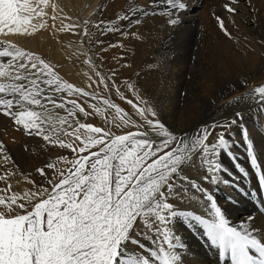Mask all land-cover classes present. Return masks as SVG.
<instances>
[{"label": "snow or ice", "instance_id": "snow-or-ice-1", "mask_svg": "<svg viewBox=\"0 0 264 264\" xmlns=\"http://www.w3.org/2000/svg\"><path fill=\"white\" fill-rule=\"evenodd\" d=\"M236 2L238 0H232V3ZM152 3L157 7L164 6L153 14L168 16V23L173 25L178 20L176 14L186 7L183 0H152ZM46 7L48 0H35V3L0 0V33H29L44 27L32 21L45 16ZM225 8L229 13L236 12L228 5ZM148 15V10L130 3L124 14L112 21L97 22L96 27L102 35L116 32L127 37L129 33L124 30L123 22L131 28L141 23V16ZM216 18L221 30L231 38L223 20L219 16ZM109 47L122 48L123 44L117 42ZM0 58H9L6 63L0 61V114L22 127L26 135L40 136L74 154L72 159L59 156L55 162L36 170L51 184V191L38 187L30 194L25 193L23 198L16 195L7 199L0 197V264H180L175 251H167L164 247H180L173 242L175 237L169 227L172 217L169 193L173 178L179 163L193 148L215 153L222 147L225 133L235 121L202 127L186 145L185 138L169 130L157 118L155 109L138 94L134 83L123 81L134 100L120 91L121 86L113 79L117 75L113 69L107 78L97 70L99 83L109 91L115 88L120 99L131 105L143 123L137 124L110 99L102 102L114 109L122 121L116 127L133 126L136 131L116 135L108 128L82 123L78 119L73 125L64 117L60 118V123L67 124V129L48 130L45 125L53 117L45 101L63 108L73 118L77 111L89 115L76 100L60 97L61 102L57 103L53 93L92 99L97 96L62 81L49 64L15 45L9 44L0 50ZM254 92L259 102L264 103V85L256 87ZM90 106L98 114L101 112L97 105ZM36 107L42 111L35 110ZM61 133L71 140L60 139ZM0 153L4 154L5 161L11 159L2 143ZM249 154L251 157V148ZM213 159L209 156L207 160L209 175L205 177L206 181L212 179L216 171ZM59 163L70 166L65 170L58 166ZM252 163H255L254 159ZM46 169H53L60 177L59 181L55 176L48 180ZM5 178L0 176V180ZM37 197L40 199L31 211L19 203L20 199L31 203ZM205 199L210 202L215 220H202L201 224L210 242L219 248L221 257L227 255L230 264H264V240L254 235L255 230L239 231L227 226L210 195L205 193ZM138 228L142 230L137 231ZM130 244L135 245V249L130 250ZM135 250H139V256L135 255Z\"/></svg>", "mask_w": 264, "mask_h": 264}, {"label": "bare ground", "instance_id": "bare-ground-1", "mask_svg": "<svg viewBox=\"0 0 264 264\" xmlns=\"http://www.w3.org/2000/svg\"><path fill=\"white\" fill-rule=\"evenodd\" d=\"M225 1V5L236 9L235 13L227 11L229 25H224L234 42L238 40V36L248 35L254 31V22L250 19L252 16L251 10H254L255 16L264 19V0H238L236 3H232V0ZM30 2L35 3V0H30ZM211 2L212 0H183L186 7L176 14L178 20L173 25L168 23V16L153 14L154 11L158 12L164 6L157 7L153 5L152 0H48V7L44 8L46 15L42 18H34L32 21L37 25L43 24L44 27H38L35 31L30 30L29 33H23V31L20 34L9 35L0 33V50L12 44L26 52H30L49 64L62 81L80 89L82 87L95 88L96 74L94 75L90 65L94 61H96L97 70L105 78L110 76L111 70L115 69L117 75L113 79L121 86L120 91L130 100V91L123 85V81H129V77L133 76V72L140 67L141 58L146 55L157 56V53L161 51L164 53L165 50L173 51L171 57L173 59L171 60L174 61L175 56H178V58L176 57L175 63H170L169 60L170 71L181 75V78H178L181 94L185 89V95L181 96L184 98V106L181 108L179 116L173 119L170 115L171 104L165 100L156 101L155 103L152 99L154 97L152 93H150L149 99L142 97L155 109L157 118L169 130L185 138L186 145L195 138L202 127L227 122L221 117L223 112L230 109L235 114L239 126L235 125V127L232 124L227 130L224 145L217 148L215 153L202 152L193 148L179 163L173 178V187L169 193L170 210L172 211L169 227L175 237L173 242L180 247L176 249H168L167 245H164V247L167 251H175L179 256L180 264H221L218 261V254H220L218 247L206 248L199 244L190 243V241L196 242V238L189 232V229L193 226H189V208L193 204L196 195L199 194H201L205 205L197 207L199 212L197 211L195 214L196 217L208 218L213 215L210 202L205 199V193H207L220 211L221 217L225 220L227 226L239 231L254 229V235L258 239L264 240L262 236L264 234V211L259 212L258 209H255L256 206L264 208V178L261 186L257 182H253V184L248 182L249 189L238 192L243 188L238 179L226 177L228 173H235L218 164V153L221 152L223 155H227L228 162L240 174L245 170V167L248 168L253 164V159L254 164L260 163L264 172V103L259 102L254 92L256 87L264 85V74L251 78L240 74V78L245 80L238 87L220 98L218 95L216 96L218 92L222 91V87L213 83V80L227 83L230 80V72L235 67L241 68L244 64L243 60L254 64L255 59L254 54L251 52L242 54L235 52L227 59L212 61L204 67L195 60L189 48L185 46L192 31L198 28L201 29L192 36L194 41L204 39L210 32L224 34L218 20L211 24L209 22ZM130 3L148 10L149 15L146 17L158 20L154 27L140 23L129 28L127 22H123L124 30L129 33L127 37H123L116 32L102 35L101 31L97 29L96 23L115 20L118 15H122L128 10ZM142 18L143 16L140 17V20ZM86 22L88 23L86 24ZM66 25H72L73 27L70 29L65 28ZM86 32L91 35H87ZM97 41L103 43L98 44ZM117 42L123 44V47H109L110 44H116ZM73 45H78L80 48L77 49ZM197 54L202 61H205L207 53L204 45L199 44ZM8 59L0 58V61L6 63ZM89 59L91 63H86ZM79 62H82L83 65L79 66ZM124 65H127V67H124ZM261 69L253 66L249 71L255 73ZM99 79L100 77H98L97 82H99ZM158 79L159 77L153 83H157ZM170 81L167 89H171L170 84H175L177 80L176 78H170ZM109 82L111 87V80ZM100 85L104 87L103 84L100 83ZM59 97L76 100L85 111L86 102L88 99H92L91 97L79 96L68 97L67 93H60ZM125 105L128 106L129 104L122 103V107ZM206 107L208 109L204 111ZM241 108H245L246 111L241 110ZM35 110L40 111L38 107ZM201 112L206 115L205 118L208 117L209 119L202 120L203 117H198ZM236 113H239V116ZM61 116L67 119L71 117L65 112H62ZM82 116L84 115L82 114ZM118 121L114 122L113 129L110 130L123 131V134L130 132L128 127H116V124H122V121ZM199 121H201L199 123L201 127L196 126ZM59 122L55 123L56 128H68L67 124L62 125ZM72 124L74 125L73 122ZM50 127H53V124L46 128ZM68 131H71V129H68ZM24 134L22 127H18L11 119L0 114V143L5 146L10 158L12 155L14 157L13 149L19 148L22 141H26ZM238 135H240L239 138H237ZM63 137L71 139V137L61 133L60 138ZM52 146L48 152L49 155L42 156V158L37 156L36 160L25 161V165H19L16 160V164L21 169L15 166L11 160L5 161L4 154L0 153V176L6 177L0 180V190L4 191L6 199L11 197L10 181L17 185L16 192L21 198L24 197L25 193L30 194L36 191L38 187L48 188L51 191V184H48L45 177L41 176L36 170L44 158L48 157L55 162L61 156L62 153L59 152V148ZM249 148H251V157ZM209 156L214 157L213 164L216 171L213 173L212 179L206 181L203 172L208 168L207 160ZM60 164L63 165V163ZM69 166L66 164L61 168L66 170ZM47 179L50 180V175L47 176ZM59 179L60 177L57 175L56 180L59 181ZM231 182L233 185H230ZM242 193H245L247 198H243ZM39 199L37 197L31 203L25 199L22 203L25 204L28 211H31L32 206ZM231 201L239 206L230 205ZM17 211L23 212L22 209H17ZM138 230L142 229L138 228ZM145 242L147 243V241ZM128 247L130 250L135 249V245L132 244ZM135 255H140L139 250H135ZM228 263H230V260L225 255L223 264Z\"/></svg>", "mask_w": 264, "mask_h": 264}, {"label": "rangeland", "instance_id": "rangeland-1", "mask_svg": "<svg viewBox=\"0 0 264 264\" xmlns=\"http://www.w3.org/2000/svg\"><path fill=\"white\" fill-rule=\"evenodd\" d=\"M225 4H226L225 0H212L211 4L209 6V9H210L209 10V14H210L209 22H210V24L213 23L215 20H217L216 17L219 16L220 18H223V22H224L225 26L229 25V19L227 18V10L225 8ZM250 13L252 14L250 19L254 22L255 29L253 32H250L248 35L244 34L242 36H238V40L236 42L232 41V39L229 38V36H226L225 34H218V33H214V32H210L209 35H207L204 39H202L200 41H194L192 39V36L201 30L200 28H198V29H195L194 31L191 32V34L188 37V41L185 44V46H187L189 48L190 52L193 54V57L195 58V60L197 62H200V64L203 67L212 61H219V60L227 59L228 57H230L235 52H238L240 54L245 53V52H251L254 54L255 63L251 64L249 61L243 60L244 64L241 66V68L235 67L230 72V77H229L230 80L227 83H220L218 81L213 80V83H216L222 87V91H220L216 94V96L218 95L219 98L221 96L227 94L229 91L238 87L241 84V82H243L245 80V79L240 78V74L247 75V76H249V78L262 76L264 74V19L260 18L258 16H255L254 10H251ZM157 22H158L157 19H154L151 17H143L141 19L142 25H149L150 27H154V25ZM199 44H202L205 47V51L207 53V57H206L205 61H202L197 54V47L199 46ZM73 46L77 49L80 48V46H78V45H73ZM161 54H163V55H161ZM172 56H173V51L165 50L164 53H163V51L157 53V56L146 55L145 57H142L141 61L139 63L140 67L138 69H136L135 72H133V76L129 77V81L136 85L137 92L140 96H143V97H146L149 99L150 93H152L154 95V97L152 99L155 103H156V101H163V100L170 103L171 107H172L170 115L172 116L173 119H176L179 116V114L181 113V108H183V106H184V98H182L181 96L185 95V89H183L182 94H181L180 93L181 92L180 91L181 86H179L180 80L178 79V78H181V75L179 73L174 74L172 71H170V67H171L170 63H173L175 61L176 57L178 58V56H175L174 61H172L171 60V59H173V58H171ZM169 60H170V63H169ZM81 65H83V63L79 62V66H81ZM90 65L92 66V70H93V73L95 75L97 67L94 68L93 65H96V61H94ZM253 66H257L258 68H262V69L260 71L255 72V73L249 71ZM245 70H247V71H245ZM158 77H159L158 82L153 83L156 80V78H158ZM170 78H173V79L176 78L177 81L173 85L170 84L172 87L171 89H167V87L169 86V83L171 82ZM95 80H96L95 88H93V89L84 88V87L81 88L84 91L89 92V93H93L97 96V99H88V101L86 102V112H88L89 115L88 116H82V113L77 111L75 118L70 117L71 120L68 119L69 121L73 122L75 125L76 119H78L80 122L82 121V123L92 124L94 126H98V127H102V128L113 129L114 123L112 121L113 120H115V121L120 120L118 118V114L114 113L115 112L114 109L108 108L107 105H104L102 102L104 99H110L113 103H115L117 106H119L122 109L123 113H127V116L129 118L136 121L137 124L143 123V121L141 120L139 115L135 114L136 112L133 108H131L130 104L128 106L125 105L124 106L125 108L122 107V103H125V102L127 103V101L120 99V97L116 93L115 88H111L110 91L106 90L105 87L101 86L100 83L97 82L98 81L97 75H95ZM129 94H130L131 100H134L132 93L130 92ZM59 95H60V93H58V94L53 93V98L56 100L57 103L61 102ZM216 96H214V97H216ZM45 104H46L47 108L51 110L52 117H53L52 121L49 122L48 124H46L45 127H48L50 124H53V127L48 128V130H51L53 128H56L55 123L59 122L60 118L63 117V116H61L62 112L63 113L65 112L66 114H68V113L63 108H57V107H55V105L49 104L46 101H45ZM90 105H97V107H99L101 109V112L98 114ZM29 107L32 108L35 106H29ZM67 107H69V105ZM207 109L208 108L206 107L204 109V111H206ZM59 110L62 112H60ZM241 110L246 111L245 108L244 109L241 108ZM40 111H42V109H40ZM58 113H59V116H58ZM188 113H191V112H188ZM112 115H114V116H112ZM198 117H203L202 120L209 119L208 117L205 118L206 115H204L202 112L199 114ZM221 117L226 121L234 120L235 122L233 123L234 124L233 126H235V125L239 126L236 122L235 114H233V112L230 109H229V111L223 112ZM53 120H55V121H53ZM201 121L196 123V126L201 127V125L199 124ZM126 127H128V130H130L132 132L136 131V128L133 126H126ZM111 131L113 133L116 132V133H114L116 135L117 134L118 135H124L123 131H118V132L116 130H111ZM24 137L26 138V141H22V145H20L19 148L17 147L16 149H13L14 150V157L12 155L11 159H10L11 162H13V164H15V166H17L20 169H21V167L19 165L20 164L25 165V163H26L25 161H30L31 159L36 160L37 156H40L42 158V156L44 157L45 155H49L48 152L52 146V144L48 143L47 141H45L40 136H35V135L29 136V135L24 134ZM239 137H240V135L237 136V138H239ZM60 139L71 140L70 138H64V137L60 138ZM231 141H232V139H231ZM60 149L61 148H59V152L62 153L61 156H67L68 158L73 157L74 154L70 150H68V149L60 150ZM93 151H95V149H93ZM24 157H25V160H24ZM218 158H219V161H218L219 165L225 166L228 168V170H231L233 173H235V174H232V173L229 174L228 173L226 177L227 178L233 177V178L238 179L239 183L243 187L241 190H238V192L245 191L247 188L249 189V186L247 185L248 182L251 184H253V182H257L258 185L259 184H260V186L262 185V180L264 178V172L261 169L260 163L252 164V165H250V167L248 166V168L245 167V170L242 172V174H240V172L235 167H232V165L228 162L227 155H223V153L220 152V153H218ZM260 158H262V157H260ZM16 160L19 162V165L16 164L17 163ZM51 162H54V161L52 159L46 157V158H44V160L39 165V168L45 167L46 164L51 163ZM65 165L66 164H64V163H63V165L60 163L58 164V166L60 168L62 166H65ZM46 174H47V176L50 175V180L52 179L53 175L55 177L57 176V174L54 172L53 169H48V170L46 169ZM203 174L205 175V177L208 176L209 175V169L206 168L204 170ZM209 180H211V179H209ZM9 184H10L11 196L16 195V196L20 197L16 192L17 191L16 190L17 185L11 181L9 182ZM230 185H233L232 182L230 183ZM13 189H15V190H13ZM4 195H5L4 191L0 190V197L6 199V197ZM235 196H238V195H235ZM241 196L243 198H245V197L247 198L245 193H242ZM22 198H23V196H22ZM24 200L25 199H20L19 203H22ZM199 205H205L203 203V199H202L201 194L196 195L195 200H193V204L189 208V214H188L189 226L193 225L189 229V232L196 238V242H192L190 240L189 241L191 244H199V245L206 247V248H212L214 246L210 242L208 236L205 234V229H204L203 225L201 224V221L202 220L213 221V220H215V217H214V215H212L208 218H205V217L199 218L200 216L196 217L195 214L197 213V211L199 212V209L197 208ZM230 205H233L235 207L239 206L238 204H236L233 201H231ZM255 209L256 210L258 209L257 211H259V212L264 211V208H260L259 206H256ZM247 230H250V229H247ZM247 230H243V231H247ZM262 236L264 237V234ZM218 253H219V251H218ZM218 255H219L218 261L221 262V260L223 258L220 257V254H218ZM228 264H230V263H228Z\"/></svg>", "mask_w": 264, "mask_h": 264}]
</instances>
